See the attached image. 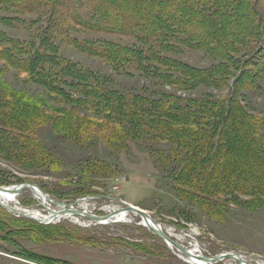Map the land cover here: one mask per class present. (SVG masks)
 Segmentation results:
<instances>
[{
	"label": "rangeland",
	"instance_id": "rangeland-1",
	"mask_svg": "<svg viewBox=\"0 0 264 264\" xmlns=\"http://www.w3.org/2000/svg\"><path fill=\"white\" fill-rule=\"evenodd\" d=\"M9 1L0 0V83L23 100L43 110L69 111L72 103L68 96L84 100L68 87H62L65 95L49 91L30 81L16 66L33 51H44V46L50 45L56 51L52 58L97 74L121 94L150 103L171 102L200 114L208 134L222 116L226 101L233 106L227 133L238 127L240 115L259 136L264 134V0H193L198 9L190 16L191 25L159 29L166 33L159 40L166 43L163 48L168 46L167 50L155 41L141 44L114 29L66 30L62 25L55 32L46 24L50 22L47 14L18 12L10 8ZM163 1L167 0L160 3ZM137 12L140 20L147 19L146 13ZM98 17L80 15L85 21H97ZM197 27L198 32L187 31ZM109 47L144 48L149 68L137 70L134 64L115 68L99 54L104 55ZM76 110L81 117L101 118L81 107ZM143 130L146 133L114 149L98 139L85 144L76 141L50 124L34 129L29 148L0 139V152L6 154L0 155V186L37 185L53 201L97 216L119 209L118 201H122L146 211L183 248L198 249L205 256L233 251L250 264H264V187L259 195L230 187L217 201L201 191L186 190L173 179L178 163L172 151L178 146L155 137L149 128ZM23 148H27L25 153ZM230 148L235 150L234 144ZM79 199L87 200L75 205ZM39 204L24 191L11 206L48 216L50 211ZM47 206L59 210L53 204ZM2 209L0 234L11 227L34 230L0 236V264H187L151 233L138 215L104 225L71 215L43 228ZM216 264L239 263L226 259Z\"/></svg>",
	"mask_w": 264,
	"mask_h": 264
},
{
	"label": "trees",
	"instance_id": "trees-1",
	"mask_svg": "<svg viewBox=\"0 0 264 264\" xmlns=\"http://www.w3.org/2000/svg\"><path fill=\"white\" fill-rule=\"evenodd\" d=\"M161 1L147 0L145 3L144 0H10L8 3L10 8L18 12L47 14L50 22L46 24L47 26L50 24L55 32L62 25V28L66 26V30L73 27L111 32L114 29L115 33L135 38L141 44L152 45L155 41L161 44L160 49L167 50L168 46L163 48L166 43L162 44L159 40L165 38L166 33L161 34L159 29L169 31L170 25L179 27V24L187 28L191 25L190 16L194 17V10L198 7L196 8L193 0H167L160 3ZM169 4L171 5L168 6ZM182 8L185 9L184 13H181ZM138 10L140 14L146 13L147 15L143 16L147 19L140 20ZM188 11L191 14H187ZM82 13L99 16V20L85 21L80 18ZM189 28L187 31L191 34L199 30V27L193 28L194 30ZM47 38L51 39L48 36ZM47 38L46 41H49ZM43 50H35L29 58L18 61L19 65L16 64L18 69L28 74L30 81L43 85L49 91H59L65 95L62 87H68L73 93L82 95L84 100L74 101L73 97L68 96L67 101L72 103V111L43 110L40 106L23 100L19 93L4 88L0 83L1 140H11L22 147L24 143L29 148L33 146L31 137L34 129L41 124H50L64 136L76 141L85 144L98 139L109 143L114 149L122 145L121 143L141 136L146 133L143 129L149 128L154 131L155 137L178 146V150L172 151V156L178 163L176 167L178 169L173 174L177 185L186 190L201 191L214 197L215 201L230 187L249 189L254 195L261 194V188L264 187V134L259 136L251 124H246L247 119L244 120L239 114L236 123L238 127L227 133L226 122L233 110L231 101L225 102L222 116L216 119L212 131L208 134L203 130L206 124L200 114L196 115L188 108L177 107L171 102L150 103L132 99L129 94H121L114 90L109 81L100 79L97 74L88 70L83 71L68 61L58 62L52 58L56 51L50 45L44 46ZM116 50L119 53L117 51L118 54L115 55ZM116 50L109 47V51L104 55L99 54L115 68L123 65L130 67L133 64L137 65V70L149 68L147 63L149 54L144 48ZM9 60H6L7 63L14 66ZM246 64L247 60L241 64L240 76ZM47 66L50 68L46 69ZM195 78L199 79L200 75ZM77 107L101 118L95 120L81 117L77 114ZM232 144L235 150H231ZM27 148H23L22 151L25 153ZM0 155L6 154L0 152ZM2 211L6 213L4 209ZM19 219L43 228L49 227L24 218ZM33 230L11 227L0 236L6 237L14 232L27 233Z\"/></svg>",
	"mask_w": 264,
	"mask_h": 264
},
{
	"label": "water",
	"instance_id": "water-1",
	"mask_svg": "<svg viewBox=\"0 0 264 264\" xmlns=\"http://www.w3.org/2000/svg\"><path fill=\"white\" fill-rule=\"evenodd\" d=\"M19 187L17 188L15 186V193L17 194H21L24 191H29L32 193V191L35 188H39L37 185H33V184H22V185H18ZM0 189H4V187L0 186ZM9 189V188H7ZM5 189V190H7ZM45 195H47L45 193ZM47 197L49 198V196L47 195ZM87 199H79L75 202V205L85 201ZM49 201L51 204H53L54 206H56L57 208H59V211H61V215L70 213L75 217H81L87 220H90L92 222L95 223H100V222H109L111 221L114 217H116L117 215H119L122 211H127L130 212L132 214H137L142 220H145L147 223L150 220L151 216L144 210L134 207L130 204H127L125 202L122 201H118L120 204V208L117 210H114L112 213H109L105 216H97V215H92V214H87L86 212H80V210H77V208L74 207V205H65L61 202H56L53 201L49 198ZM0 207L3 208L4 210H6L7 212H11L14 215H17L19 217L31 220L32 222L36 223V224H40V225H46L47 223L43 220H37L35 218H33L31 215H29L28 213H26L25 211L21 212L19 211L18 207H13L9 204H3L0 203ZM153 220V219H152ZM154 224H157L156 221L153 220ZM151 233H153L155 236H157L158 238H160L164 243H168L170 241L169 244H171L173 246V248H175L177 251L181 252L183 255L190 257L189 252L184 249L182 246H180L179 244H177L175 241L171 240L167 234L165 232H163L160 228H147ZM225 258H230V259H234L236 261H238L239 263H242V260H239L238 257H236L233 254H229V255H217L214 256L212 258H202L203 260H205L206 262H214L220 259H225Z\"/></svg>",
	"mask_w": 264,
	"mask_h": 264
},
{
	"label": "bare ground",
	"instance_id": "bare-ground-1",
	"mask_svg": "<svg viewBox=\"0 0 264 264\" xmlns=\"http://www.w3.org/2000/svg\"><path fill=\"white\" fill-rule=\"evenodd\" d=\"M16 187L18 188L19 186H16ZM7 188H9V189H7ZM5 189H7V190H5ZM14 189H15V186H9V187H4V189H0V203L11 205V203H15L16 201H18V198H19L20 194L15 193V190ZM31 195H33V197L36 198L39 201V203H40L39 205L42 208L50 211V214L48 216H45V215L43 216L41 214V212L38 211V210H31V209H26V208L23 209V208H19L18 207L19 208L18 209L19 211H21V212L25 211L26 213H28L29 215H31L33 218H35L37 220H43V221H45L47 223L46 225L52 224L56 220H57V222L58 221H61L63 217L64 218L72 217L71 216L72 214H70V213H67V214H70V215H67V214L61 215V213H60L61 211H59V210H51V207L48 208L47 205H50L51 203H50L49 198L47 197V195H45V192L42 191L40 188H35L32 191ZM77 210H79V209L77 208ZM80 212H85V211H80ZM9 213H11V212H9ZM11 214H13V213H11ZM87 214H89V213H87ZM131 214L132 213H130V212L122 211L121 210V213L119 215H117L116 217H114L111 220V222L112 221H122L128 215H131ZM134 215H137V214H134ZM107 223L108 222H105L104 221V222H101L99 225H104V224H107ZM142 224L146 228H157V229L161 228L162 229V227H161V225L159 223H157V224H154L153 223L152 218H150V220L148 221V223L145 220H142ZM169 243H170V241L168 243H165V244L168 245L173 250H175L177 252L179 258L180 259H183L187 264H216V263H219V261H224L226 259H230V258H225V259H220V260H217V261H214V262L209 263V262H206L205 260L202 259V258H204L203 257L204 255L202 253L198 252V249H189L188 250V249L185 248L189 252V254H190V257H187V256L183 255L181 252L177 251L175 248H173V246L171 244H169ZM229 254L230 253L227 252L224 255H229ZM236 256L238 257L239 260H242V263H239L237 261L239 264H250L240 254H237Z\"/></svg>",
	"mask_w": 264,
	"mask_h": 264
}]
</instances>
